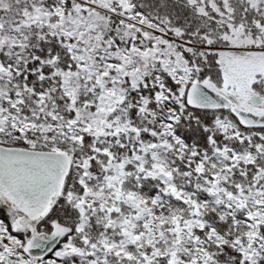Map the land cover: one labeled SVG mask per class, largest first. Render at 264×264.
Wrapping results in <instances>:
<instances>
[{"label": "snow or ice", "instance_id": "6c2138e0", "mask_svg": "<svg viewBox=\"0 0 264 264\" xmlns=\"http://www.w3.org/2000/svg\"><path fill=\"white\" fill-rule=\"evenodd\" d=\"M0 264H264V0H0Z\"/></svg>", "mask_w": 264, "mask_h": 264}]
</instances>
